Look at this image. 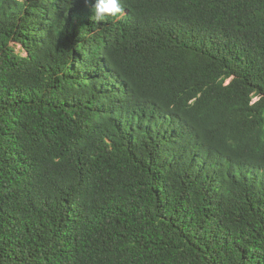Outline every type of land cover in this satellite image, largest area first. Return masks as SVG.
I'll return each mask as SVG.
<instances>
[{
    "label": "trees",
    "instance_id": "trees-1",
    "mask_svg": "<svg viewBox=\"0 0 264 264\" xmlns=\"http://www.w3.org/2000/svg\"><path fill=\"white\" fill-rule=\"evenodd\" d=\"M119 4L0 0V264H264V0Z\"/></svg>",
    "mask_w": 264,
    "mask_h": 264
},
{
    "label": "clouds",
    "instance_id": "clouds-1",
    "mask_svg": "<svg viewBox=\"0 0 264 264\" xmlns=\"http://www.w3.org/2000/svg\"><path fill=\"white\" fill-rule=\"evenodd\" d=\"M86 5H90L91 11L97 21H102L107 17H116L121 12L119 0H84Z\"/></svg>",
    "mask_w": 264,
    "mask_h": 264
},
{
    "label": "rangeland",
    "instance_id": "rangeland-1",
    "mask_svg": "<svg viewBox=\"0 0 264 264\" xmlns=\"http://www.w3.org/2000/svg\"><path fill=\"white\" fill-rule=\"evenodd\" d=\"M21 49V47L20 46H18V50H20Z\"/></svg>",
    "mask_w": 264,
    "mask_h": 264
}]
</instances>
